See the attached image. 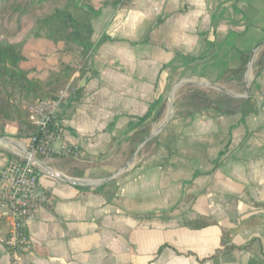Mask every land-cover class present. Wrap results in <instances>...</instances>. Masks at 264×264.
I'll return each instance as SVG.
<instances>
[{
  "label": "crops",
  "instance_id": "crops-1",
  "mask_svg": "<svg viewBox=\"0 0 264 264\" xmlns=\"http://www.w3.org/2000/svg\"><path fill=\"white\" fill-rule=\"evenodd\" d=\"M105 1L94 0L91 71L55 106L65 145L79 152L40 159L25 263L264 264V0ZM240 52L254 64L248 97L233 98H251L255 113L208 108L164 124L177 84L187 90L183 81L198 80L193 89L207 92L241 81L229 76L242 72ZM16 157L0 146V168ZM202 218L213 225H188ZM3 219L0 264H11Z\"/></svg>",
  "mask_w": 264,
  "mask_h": 264
},
{
  "label": "trees",
  "instance_id": "trees-1",
  "mask_svg": "<svg viewBox=\"0 0 264 264\" xmlns=\"http://www.w3.org/2000/svg\"><path fill=\"white\" fill-rule=\"evenodd\" d=\"M127 0H106L102 7L114 8ZM101 15L94 0H0V122L16 128L18 138L29 140L36 132L28 107L40 100L57 102L63 89L82 81L91 71L90 60L95 50L93 19ZM33 40H44L56 47L58 63L46 76L36 68H26L25 49ZM241 78L251 53L240 52ZM259 66H264V57ZM240 78V79H241ZM224 102H212L207 92L195 91L191 107L196 114L213 108L230 114L238 109L243 119L255 113L251 98L234 99L227 94ZM237 103L238 108L232 105ZM5 136L0 133V138ZM0 224L5 220L0 219ZM188 225L200 230L213 225L202 218Z\"/></svg>",
  "mask_w": 264,
  "mask_h": 264
},
{
  "label": "built area",
  "instance_id": "built-area-1",
  "mask_svg": "<svg viewBox=\"0 0 264 264\" xmlns=\"http://www.w3.org/2000/svg\"><path fill=\"white\" fill-rule=\"evenodd\" d=\"M63 95V94H62ZM57 102L40 100L28 107V115L36 132L22 146L17 155L5 167L0 168V217L9 220L10 231L2 243L7 247L11 264H26L25 259L34 249V240L27 228L36 217L39 207V180L37 168L40 159L54 157L56 153L72 155L78 146L64 143V131L59 124ZM62 147L56 152L55 145Z\"/></svg>",
  "mask_w": 264,
  "mask_h": 264
},
{
  "label": "rangeland",
  "instance_id": "rangeland-1",
  "mask_svg": "<svg viewBox=\"0 0 264 264\" xmlns=\"http://www.w3.org/2000/svg\"><path fill=\"white\" fill-rule=\"evenodd\" d=\"M44 40H39V41H34L35 43H30L27 45L26 49H25V55L29 56L30 59H28V65L32 64L33 67L30 68H36L38 70V72L40 73V76H46V73L49 70H53L57 63L58 60L56 58V47L53 46L50 42L46 43V42H42ZM251 60V58H250ZM32 61V62H31ZM253 64H254V60L252 58V61H249L248 65L245 67V70L247 68V75L246 78L245 75L243 76V78H241L240 74H238L237 72L235 73V71H231V73L229 74V76H233V79H237V77L241 78V81L238 80L237 83L232 82L231 80L226 79L224 84H225V88H222L221 86L218 85H213V84H209L208 86L204 85V90L207 89V93L209 95V98L212 102H216V101H222L224 102L225 99L227 98L225 96V94L229 95L230 97L233 98V96L235 94L242 96H245V92H247V88H248V77L250 75V72L252 71L253 68ZM245 74V73H244ZM230 78V77H229ZM185 85L186 83L188 85L185 86H190L189 89L187 90H191L195 87H199L202 88V86L197 85L200 84L198 80H192L191 82L188 81H183ZM181 82V83H183ZM180 85V84H179ZM195 86V87H194ZM178 84L177 86H175L173 88L172 91V95H171V99L170 102L168 103V105L166 106V109L164 111V119H166L167 113L171 111V107L173 109L174 113H184L187 112V108L189 107L188 105L191 103L189 101L188 98L185 99L186 96V89H178ZM194 91H200L201 89L197 90V89H193ZM223 90L226 91L223 92ZM193 91V92H194ZM191 95V94H190ZM189 97V94H188ZM232 106H236V104H233ZM166 121V120H165ZM11 130L10 127H6L4 126L3 123L0 122V133L4 132L5 136L3 138H0V140H5L7 141L6 146H8L9 149H11L14 153H18V150L16 149V145H20L22 146L21 143H19L15 137H12L10 135H8V131L6 130ZM11 132V131H10ZM7 137V138H6ZM13 139V140H12ZM4 141V142H6ZM3 146L4 148V144L0 145ZM142 153V152H141ZM89 183H93V182H89Z\"/></svg>",
  "mask_w": 264,
  "mask_h": 264
},
{
  "label": "water",
  "instance_id": "water-1",
  "mask_svg": "<svg viewBox=\"0 0 264 264\" xmlns=\"http://www.w3.org/2000/svg\"><path fill=\"white\" fill-rule=\"evenodd\" d=\"M253 55L254 54H252V56H251V60H252V57H253ZM250 60V61H251ZM223 92H225L226 93V91L225 90H223ZM248 95H249V86H248V88H247V95L244 97V98H247L248 97ZM173 115H174V112H173V109H172V107H171V111H170V113H169V116H168V118H167V120L164 122V124H166L172 117H173ZM159 131V130H158ZM158 131L156 132V133H158ZM156 133H154L147 141H146V143L147 142H149L153 137H155V135H156ZM0 145H2L1 144V142H0ZM15 154H17V155H20V156H22V157H24V158H27L25 155H23V154H19V153H15ZM133 160V159H132ZM132 160H130L128 163H127V165L117 174V175H115L114 176V178H116V177H120L125 171H126V169L127 168H129V166H130V164H131V162H132ZM39 164L40 163H42V162H40V161H37ZM80 184H87V183H85V182H80ZM95 183L93 182V183H89L88 185H94Z\"/></svg>",
  "mask_w": 264,
  "mask_h": 264
},
{
  "label": "bare ground",
  "instance_id": "bare-ground-1",
  "mask_svg": "<svg viewBox=\"0 0 264 264\" xmlns=\"http://www.w3.org/2000/svg\"><path fill=\"white\" fill-rule=\"evenodd\" d=\"M7 142V141H6ZM1 143H3L4 145H6V143L4 141H1ZM17 149L20 150V151H24L23 150V147L20 146V145H17Z\"/></svg>",
  "mask_w": 264,
  "mask_h": 264
}]
</instances>
